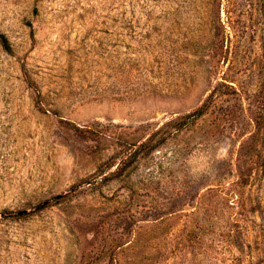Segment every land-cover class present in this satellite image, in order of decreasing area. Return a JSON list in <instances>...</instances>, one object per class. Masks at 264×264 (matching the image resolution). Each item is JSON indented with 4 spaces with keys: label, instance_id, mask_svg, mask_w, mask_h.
Returning <instances> with one entry per match:
<instances>
[{
    "label": "rangeland",
    "instance_id": "1",
    "mask_svg": "<svg viewBox=\"0 0 264 264\" xmlns=\"http://www.w3.org/2000/svg\"><path fill=\"white\" fill-rule=\"evenodd\" d=\"M0 34V264H264V0H0Z\"/></svg>",
    "mask_w": 264,
    "mask_h": 264
},
{
    "label": "trees",
    "instance_id": "2",
    "mask_svg": "<svg viewBox=\"0 0 264 264\" xmlns=\"http://www.w3.org/2000/svg\"><path fill=\"white\" fill-rule=\"evenodd\" d=\"M0 43L6 51L11 50L9 41L5 35L0 34ZM209 107H210V103L206 102L205 104H203L200 108H198L193 113H190V114L186 115L185 117L177 119V121H176L177 126L176 127L178 128V130H181L187 124L192 123V122L196 121L197 119L203 117L207 113V110L209 109ZM152 141L153 140H149L148 143H143L142 145H140V147L137 149V151L135 153H138L139 150H141L145 147L151 146ZM152 149H154V147H150V150H152ZM19 214H21V213H19ZM22 214H25V213H22Z\"/></svg>",
    "mask_w": 264,
    "mask_h": 264
}]
</instances>
